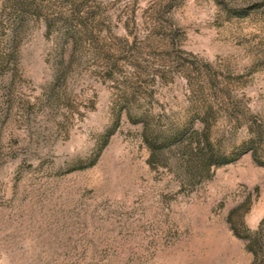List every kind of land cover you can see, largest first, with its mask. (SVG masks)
Masks as SVG:
<instances>
[{"label": "rangeland", "instance_id": "rangeland-1", "mask_svg": "<svg viewBox=\"0 0 264 264\" xmlns=\"http://www.w3.org/2000/svg\"><path fill=\"white\" fill-rule=\"evenodd\" d=\"M0 264H264V0H0Z\"/></svg>", "mask_w": 264, "mask_h": 264}, {"label": "trees", "instance_id": "trees-1", "mask_svg": "<svg viewBox=\"0 0 264 264\" xmlns=\"http://www.w3.org/2000/svg\"><path fill=\"white\" fill-rule=\"evenodd\" d=\"M12 20V26L11 30L15 31V28H18L20 24V18L17 16L11 17ZM8 40H6V43L9 44L10 41H13L12 36L9 35V38L7 37ZM109 132V131H108ZM194 134L192 135L191 133L188 135L187 138L185 139H177L174 143H172V148L176 151H178L179 154H183L185 156V164L187 166H190L189 168L191 170H194L195 172L199 173H207L209 170L210 165L217 166L222 163H227L233 159H227V160H221V161H216L214 158V153H212L211 150V145L206 137L202 139V131H195L193 132ZM149 134L151 136V133H148L147 136L149 138ZM170 135L166 136H157L156 134L153 135V137H150V140L146 138L145 141L147 143L148 148L150 149H155L157 145L162 144V141L166 140ZM245 144L242 143L240 145L239 151L236 153L237 155L242 154L243 152H246L249 150L248 147L243 146Z\"/></svg>", "mask_w": 264, "mask_h": 264}]
</instances>
